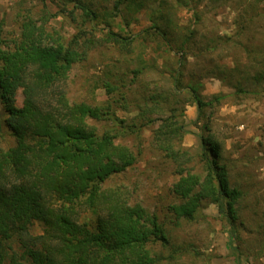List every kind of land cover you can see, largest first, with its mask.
<instances>
[{
  "label": "trees",
  "instance_id": "1",
  "mask_svg": "<svg viewBox=\"0 0 264 264\" xmlns=\"http://www.w3.org/2000/svg\"><path fill=\"white\" fill-rule=\"evenodd\" d=\"M69 1L90 22L108 15L92 9L84 0ZM150 1L157 4L149 14L148 26L124 35L108 30L103 36L117 48L123 63L133 58L140 63L136 69L121 70L114 82H104L106 109L117 100L124 107L134 103L136 115L129 124L113 113L123 132L136 133L159 121L152 130L151 143L161 158L178 167L172 185L177 202L169 206L171 214L176 219L191 220L202 203L209 201L226 220L230 243L234 242L239 238L238 206L246 193L229 183L227 167L222 163L223 143L211 136L206 110L221 107L228 97L238 101L242 94L264 100V43L254 44L249 37L243 41L252 20L264 17V8L258 6L263 0L239 2L233 18L237 37L220 35L211 45L197 44L194 31L181 29L174 21L179 6L193 1L200 6L203 0H117L113 9L120 13V5L126 2L128 12L133 7L138 12ZM206 7L202 5L203 10ZM200 12H194L195 20L201 19ZM17 17L15 36L0 38L2 123L14 141L10 147H0V264H155L150 245L167 243L157 217L140 204L131 203L122 189L103 187L130 169L140 151L117 142L118 130L99 132L89 121L102 120L107 112L69 101L62 87L71 66L81 59L82 53L75 46L81 43L83 30L80 28L66 43L58 31L36 24L30 14L18 12ZM216 44L238 46L250 63L240 65L237 58L233 66L212 61L214 53L218 58L221 53H216ZM202 54L211 57L209 66L187 70L189 58L197 61ZM144 63H149L150 70L167 86L160 90L156 83L158 87L154 84L150 90L151 85L138 82L137 96L128 100L126 94L132 84L125 83L124 76L127 72L132 79L144 76L148 70ZM204 78H217L232 92H218L206 100ZM249 78L254 86L247 84ZM19 90L21 106L16 105ZM193 103L197 109L194 123H202L209 132L200 136L197 157L204 164L202 174L185 167L193 156L183 145L185 108ZM156 112L165 117L150 115ZM83 212L90 220H81ZM34 223L42 225V233H31Z\"/></svg>",
  "mask_w": 264,
  "mask_h": 264
},
{
  "label": "rangeland",
  "instance_id": "2",
  "mask_svg": "<svg viewBox=\"0 0 264 264\" xmlns=\"http://www.w3.org/2000/svg\"><path fill=\"white\" fill-rule=\"evenodd\" d=\"M84 1L89 3L92 9L106 11L108 15L90 22L79 8L73 9L69 0H0V38L6 40L8 36H15L18 12L30 14L36 24L43 23L48 29L58 31L66 43L80 28L83 30L81 43L75 46V49L82 53L81 59L71 66L62 87L69 101L83 102L107 112L104 119L89 121L99 132L108 129L118 130L117 142L127 145L134 152L140 151L137 162L130 169L107 181L103 187L122 189L131 203L140 204L149 214L157 217L167 237V243L156 242L150 245L155 264H264V100L242 94L239 95L238 101L231 97L225 99V103L233 100L239 106L238 111L234 113H222L223 111L220 113V107L217 106L206 110V115H210L208 129L211 136L223 143L222 163L227 167L229 183L231 187L237 186L246 193L238 206L239 238L230 243V227L218 212L216 205L209 201L202 203L191 220L176 219L171 214L169 206L177 202L172 185L177 178L178 167L176 168L171 161L161 158L151 143L152 130L159 121L137 130L136 133L123 132L113 120V113L115 112L119 119L125 120V124H129L136 115L134 103L124 107L122 101L117 100L114 104L107 105L109 108L106 109L107 95L103 88L104 82L108 79L114 82L121 70L136 69L140 63L134 58L127 64L123 63L117 48L104 41L103 36L108 30L124 35L145 28L150 24L148 17L157 3L150 1L138 12L135 7L130 8L131 11L128 12L125 2V5H120L119 13L113 9L117 0ZM245 1L252 0H218L211 3L203 0L200 6L194 5L193 1L188 6L178 7L177 12L173 14L174 21L181 29L189 27L193 30L197 44L208 42L211 45L213 39L220 35L233 38L237 35L233 21L238 9L236 5ZM263 2L264 0L258 3L259 8H264ZM202 5L208 7L203 10ZM196 10L201 11L199 20L194 19ZM246 37L254 44L264 43L263 15L252 20L247 33L243 34V41L247 40ZM90 40L94 41V44H89ZM145 48L147 46L142 47L148 53ZM215 49L216 53L218 50L221 52L219 58L215 53L212 58L202 54L197 61L189 58L186 69L197 71L201 67H208L210 58L212 61L220 60L219 63L225 62V65L229 66H233L234 58L238 59L240 65L250 63L246 61L238 46L229 45L228 48V45L222 47L216 44ZM226 56L228 57L225 58ZM148 64H143L148 68L144 76L137 75L132 79L131 73L125 74V83L132 84L126 94L128 100L137 96V90H140L138 82L148 83L151 85L150 90L154 89L156 83L160 85V90L166 88L165 82L160 80L156 72L150 70ZM211 79L214 78L202 80L204 84L202 92L206 100L216 93L215 84H209ZM247 84L254 86L250 78L247 79ZM222 89L226 94L232 92L225 84H222ZM16 105H22L20 90L16 95ZM186 110H189L187 106L185 108L187 131L184 135H189L190 139L193 137L200 139L202 134H209L203 129L202 123L195 124V118H188ZM150 115L165 117L162 112ZM3 117L4 112L0 105V147L7 148L12 146L14 141L2 123ZM198 144L195 147L185 146L193 153L191 161L187 162L185 167L193 173L202 174L204 164L199 162L197 157L201 150V144ZM79 217L81 220H90L85 212ZM42 230L39 223H34L31 227L33 234H40ZM235 246L238 247V251L235 250Z\"/></svg>",
  "mask_w": 264,
  "mask_h": 264
},
{
  "label": "crops",
  "instance_id": "3",
  "mask_svg": "<svg viewBox=\"0 0 264 264\" xmlns=\"http://www.w3.org/2000/svg\"><path fill=\"white\" fill-rule=\"evenodd\" d=\"M209 84L210 85L215 84L216 93H218L220 91L224 92V89H222V83L220 80L215 79V78L211 79V82ZM187 107L189 109V110H186V113H188L187 114L188 118L189 119H194V118L196 119V115H197L196 105L193 103V104L187 105ZM238 109H239L238 105L233 104L231 102H228V103H224L223 105H221V107L219 108V112L221 113L223 111L222 113H225V112H229V113L233 112L234 113L235 111H238ZM187 111H189V112H187ZM188 136L189 135H187V134L183 136V143H184L183 145L184 146L195 147V146H197L198 143L200 144V139L198 137H196V139L194 137L190 139Z\"/></svg>",
  "mask_w": 264,
  "mask_h": 264
}]
</instances>
